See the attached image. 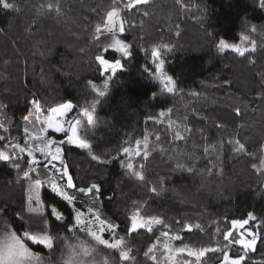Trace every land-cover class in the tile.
<instances>
[{"label":"trees","instance_id":"1","mask_svg":"<svg viewBox=\"0 0 264 264\" xmlns=\"http://www.w3.org/2000/svg\"><path fill=\"white\" fill-rule=\"evenodd\" d=\"M9 2L20 11L0 8V123L9 127L7 135L22 138L23 117L34 99L45 109L71 101L76 106L75 116L80 108H90L91 102L99 99L94 111L96 124L88 126L85 120L80 135L90 141L100 160H93L85 149L65 144V162L79 187L91 183L102 186L98 194L101 211L120 226L122 236L126 235L127 217L135 210L133 201L139 202L140 212L160 215L168 222L169 229L182 237V241H174L176 244L202 247L219 242L227 231L225 218H245L252 212L257 223L264 220V175L251 167L264 149V8L259 6L260 0H183L182 8L175 0H150L149 5L138 8V13L147 11V17L130 12L133 22L123 38L134 45L133 55L124 61V70L112 79L102 98L95 95L88 81L102 85L93 32L112 0H58L63 11L59 16L42 8L57 0ZM120 7L125 14L122 4ZM253 25L257 29L250 33L256 43L254 53L241 57L216 50L219 38L238 42L239 34ZM101 42H107L105 37ZM156 43L171 48L161 51L166 61L164 72L177 84L174 93L162 92L161 81L143 70ZM107 58L120 57L109 52ZM161 110L168 116L160 118ZM169 119L180 125L181 131L183 125L193 129L186 140H173ZM145 132L149 148L155 149L143 161L147 183L129 176L121 167L125 159L122 147L134 148ZM234 139L245 143V153H234L228 143ZM177 159L186 167L195 165L193 171L178 170ZM135 162L141 161L138 158ZM151 187L157 191H150ZM41 197L47 206L43 216L49 221L48 230L53 235L58 231L61 236H70L63 223L49 216L48 207L58 206L67 220L71 206L48 187L42 189ZM24 200L23 181L17 179L9 162L0 161V209L4 210L0 228L7 222L11 230L23 232L28 217L40 215L29 213ZM194 219L201 228L185 230L184 222ZM162 230L165 228L159 225L152 233L141 229L126 237L136 264H160L145 257L144 251ZM70 242L75 244L76 240ZM32 247L49 256L43 246ZM93 248L90 262L124 264L118 252L101 245ZM239 251L236 248L233 253ZM77 254L75 264L85 263L80 250ZM69 256L61 244L51 255L50 264H67ZM213 264H218L217 259ZM246 264H264V243L249 254Z\"/></svg>","mask_w":264,"mask_h":264},{"label":"snow or ice","instance_id":"2","mask_svg":"<svg viewBox=\"0 0 264 264\" xmlns=\"http://www.w3.org/2000/svg\"><path fill=\"white\" fill-rule=\"evenodd\" d=\"M178 7H185L183 0H175ZM123 5L124 13L120 5ZM150 0H112L109 10L105 13L101 23L94 26L93 39L97 42L99 54L95 55V61L100 66V75L103 77L102 85L98 86L93 81H88L89 86L97 97H104L109 89V84L119 71L124 70V61L132 57L134 45L126 41L125 33L128 26L132 24V19L126 13L139 14L147 17L149 13L144 11L138 13L140 6H147ZM261 8H264V0H260ZM14 4L9 0H0V8L5 10H13ZM44 12L55 13L57 16L62 15V7L60 3H48L42 6ZM15 11L20 9L15 7ZM177 25V29H178ZM257 29L253 25L251 28H246L237 37L238 42H229L224 38H219L215 43V48L218 52L224 53L232 51L241 57H245L246 53L251 55L256 51V43L250 39V33ZM179 35V31L176 33ZM105 37L106 43L101 42V37ZM161 49L171 51V48L166 43H156L151 46L149 53V64L143 66V70L149 73L153 78L161 81L163 87L162 92L174 93L177 90V84L171 75L164 72L165 59ZM144 51L147 53L148 49ZM109 52L118 53L120 58L108 59ZM250 63H255L250 60ZM155 65V67H151ZM106 75L105 74H108ZM264 78V77H262ZM195 95V94H194ZM155 97V93H153ZM261 99H264V93H261ZM100 103L99 99H94L91 102V110L89 107L79 109L76 116H70L76 111V106L71 102H63L56 106H50L45 109L39 100L31 102V110L28 115L23 117L26 121V126L23 128L24 139L21 143L19 140L11 141L8 136L0 135V142L8 141L0 146V161L10 162L11 166L17 170L18 180L27 181L28 186L25 189V199L27 203V211L29 213H39L38 216L28 217V227L23 232H18L12 229V225L7 222L0 228V264H50V257L56 252L58 246L63 244L67 249L74 253L79 248L83 253L89 254L94 250L93 246L85 240H81L78 233H85L96 245H101L104 248L118 252L120 261L124 264H136V257L132 255L131 248L127 245V236H131L139 232L141 229L152 233L155 226L163 225L165 229L170 226L157 215L144 216L141 215L139 202L133 201L132 206L135 209L130 216L127 217V223L124 228L125 236L119 235L120 226L115 222L106 221L101 218L100 213L96 210L95 205L84 209L82 206H77L78 192L81 196H98L101 192V185L91 183L85 187H79L71 172L70 166L65 162V153L63 145H72L78 149H85L91 155L93 160H100V157L93 152V145L89 140L82 138L80 130L83 122L86 120L88 126L96 124L94 111ZM46 113V114H45ZM239 115V110H237ZM168 113L161 110L160 118H165ZM83 118V120H82ZM152 118L149 117V120ZM154 123L156 121H153ZM163 123V119L159 120ZM9 126L11 121H8ZM170 135L174 141H183L188 137L193 129L183 125H176L174 121L168 120ZM222 127V125H217ZM0 129L4 133L9 132V127H5L4 123H0ZM159 141L160 137L157 136ZM229 144L233 145L234 153H245L246 145L239 139L229 140ZM155 150L149 148V134L145 132L142 139L135 141V148L125 146L121 152L125 159L121 160V167L126 169L129 176L135 177L141 182L147 183L146 174L144 172L145 164L143 161L149 159L150 152ZM215 150V149H214ZM25 154L27 157V168L17 162ZM141 161L137 164V159ZM171 158V157H170ZM219 159V157H217ZM258 163H252L251 167L257 172L264 175V149L261 150V155L257 158ZM110 162V161H107ZM209 163H212L209 161ZM215 164H213V167ZM195 165L187 166L177 159L176 168L181 171L191 173ZM43 169L45 178H41ZM22 173V175H20ZM163 184V179L160 180ZM47 184L51 192L56 195L62 202L70 205V219L66 220L65 214L58 206L52 205L49 216L54 218V221L64 224V229L71 235L61 236L57 231L53 235L48 230L49 221L44 219L43 213L46 202L41 200L39 190ZM71 190V191H70ZM150 191L156 192V187H151ZM4 212L0 209V214ZM23 220V214L21 213ZM227 231L222 233L225 243L221 246L218 242L209 244L199 248L190 247L188 244L174 247L173 241H182L179 233L170 235L169 231H161L157 239L144 251V256L151 261L156 262L155 254L158 246L163 248L165 253L164 259L167 264H180L177 257L186 254L187 257L183 264H204L209 254H218V264H246L250 253L257 251V246L264 243V220L257 223L258 218L254 213H247L245 218L227 220ZM182 223V222H180ZM183 228L187 231H192L193 228L200 229L199 224H183ZM55 230V229H54ZM237 230H239L238 235ZM217 233L220 229L217 227ZM234 235L236 236L233 239ZM71 239L76 240V244L70 242ZM163 241V243H162ZM239 246L240 251L233 253L231 245ZM32 245L43 246L49 250V256L44 257L40 252L34 251ZM63 255V253H62ZM67 264H71L69 258ZM104 264H109L108 260Z\"/></svg>","mask_w":264,"mask_h":264},{"label":"rangeland","instance_id":"3","mask_svg":"<svg viewBox=\"0 0 264 264\" xmlns=\"http://www.w3.org/2000/svg\"><path fill=\"white\" fill-rule=\"evenodd\" d=\"M126 15L130 18L131 17V13L129 12V13H126ZM135 15V14H134ZM229 41V40H228ZM229 42H231V41H229ZM154 67H155V65H154ZM58 105V104H57ZM54 106H56V105H53V107ZM46 114V113H45ZM70 116H72V117H74L75 116V114L74 113H71L70 114ZM82 120H83V118H82ZM26 121H24V125H23V128L26 126ZM82 125H84V124H82ZM23 128H22V138H17V137H11V136H9V135H7L6 133H0V135H6V136H8L9 137V139L11 140V141H16V140H19L21 143L23 142V139H24V133H23ZM2 130V129H1ZM8 141H4L3 143H7ZM2 146V145H1ZM135 148V147H134ZM21 156L23 157L22 159H20L19 161H17V162H19V163H21V165L23 166V167H25V168H27V164H26V160H27V157H26V155L25 154H21ZM10 163V162H9ZM10 165H11V163H10ZM40 171H41V173H42V176H41V178L43 179V178H45L44 177V175H43V169L41 168L40 169ZM15 175L16 176H18V173H17V170L15 169ZM20 175H22V173L20 174ZM23 183H24V198H25V189L27 188V186H28V182L27 181H23ZM45 187H48L47 186V184H45ZM42 189L43 188H41L40 190H39V195H40V197H41V191H42ZM50 189V188H49ZM51 190V189H50ZM71 191V190H70ZM76 196H77V200H76V204H77V206H82L84 209H86L87 207H89V206H92V205H95V208H96V210L100 213V215H101V218L102 219H105L106 221H111L108 217H106L104 214H103V212L101 211V208H100V201H99V197L98 196H81L78 192H76V193H74ZM41 200H42V197H41ZM25 201V207H27V203H26V199L24 200ZM43 201V200H42ZM46 207L47 206H45V209H44V212H45V210H46ZM48 209L50 210L51 209V207L49 206L48 207ZM33 214H39V213H33ZM141 215H144V216H149V215H157V214H149V213H144V212H141ZM157 216H160V215H157ZM161 217V216H160ZM162 218V217H161ZM163 219V218H162ZM164 220V219H163ZM165 221V220H164ZM111 222H113V221H111ZM192 222L193 223H195L194 225H196V220L194 219V220H186L185 222H184V224H192ZM166 224H168L169 225V223L168 222H165ZM171 224V223H170ZM28 227V223L25 225V227H24V229L26 230V228ZM162 231H169V233H170V235H174V234H176V232L175 231H171L170 229H165V230H162ZM238 232H239V230H237V234L236 235H238ZM119 235L120 236H122L120 233H119ZM160 235V232L158 233V235L156 236V238L154 239V241L157 239V237ZM236 238V236L234 235V237H233V239H235ZM80 239L81 240H85V241H87L89 244H91L93 247H96L97 245L95 244V242L94 241H92L91 240V238L90 237H88V236H84V237H80ZM153 241V242H154ZM152 242V243H153ZM151 243V244H152ZM162 243H163V241H162ZM173 243V246L174 247H179V246H182V244H179V243H175L174 241L172 242ZM221 246H223V244L225 243V241L223 240V239H221L219 242H218ZM75 244H76V242H75ZM150 244V245H151ZM190 247H195V248H199L198 246H194V245H190V244H188ZM238 249L239 248V246H237V245H231V250H232V252L235 250V249ZM77 250H80L79 248H77L76 249V251L73 253L72 252V250H69L68 249V252L72 255V256H69V258H71V263L72 264H75L76 262H75V260H76V257L78 258L79 256H78V254H77ZM146 250V249H145ZM112 251V250H111ZM155 254H156V256H157V261L160 263V264H167V262L165 261V259H164V256H165V253H164V251H163V248L161 247V246H158V248H157V250H156V252H155ZM80 255H81V259H82V261H85V263H83V264H101L100 262H97V261H92V262H90L89 260H91L92 259V257L93 256H91L92 255V251L89 253V254H85V253H83L81 250H80ZM90 256V257H89ZM217 259V263H218V261H219V255L218 254H209V256H208V258L204 261V264H206V263H210V264H213V262H214V260H216ZM94 259V258H93ZM185 259H191V260H193L194 261V257L193 258H189V257H187L186 256V254H182V255H180V256H178L177 257V260L180 262V264H183V261L185 260ZM81 261V262H82ZM78 264H81V263H79L78 262Z\"/></svg>","mask_w":264,"mask_h":264}]
</instances>
